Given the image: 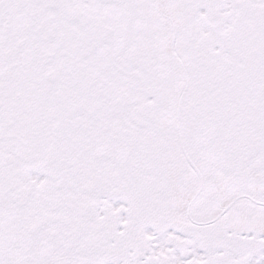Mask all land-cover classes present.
<instances>
[{
	"label": "snow or ice",
	"instance_id": "1",
	"mask_svg": "<svg viewBox=\"0 0 264 264\" xmlns=\"http://www.w3.org/2000/svg\"><path fill=\"white\" fill-rule=\"evenodd\" d=\"M0 264H264V0H0Z\"/></svg>",
	"mask_w": 264,
	"mask_h": 264
}]
</instances>
